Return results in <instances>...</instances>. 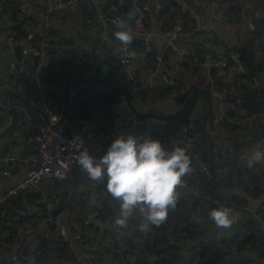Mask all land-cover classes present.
Segmentation results:
<instances>
[{
    "label": "crops",
    "instance_id": "0c3cea01",
    "mask_svg": "<svg viewBox=\"0 0 264 264\" xmlns=\"http://www.w3.org/2000/svg\"><path fill=\"white\" fill-rule=\"evenodd\" d=\"M1 1L0 11L2 8ZM18 1L28 4L27 15L24 18L21 19L20 15L19 17L16 16V18L10 14L9 10L12 11V9L7 10L5 14L0 13V37L11 33L16 37L22 38V42L13 54L0 42V93L5 96L4 107L0 106V150L4 148L2 156L15 158V162L9 163L8 168L0 161V199L4 197L7 189L21 180L27 170L31 168L30 160L35 156V146L32 137L37 127L44 123L45 120L39 112L35 111L39 105L30 96L31 92L27 80L30 72L36 67V60L31 56L30 48L37 45L43 31L47 28L64 34L68 41L61 47L50 51L52 54L50 60L52 61L47 67V72L50 74L47 76L49 79L42 75L39 77V82L48 93L52 94L50 102L57 104L61 112L62 89L67 83L71 84L69 91L74 92L75 97L70 98L68 96L67 113L60 124V129L63 134H75L89 126V123H86L87 120L97 123L101 127V131L94 134L91 146L95 155L102 156L110 143L117 138L112 135L111 138L107 136L109 126L106 120L103 117L100 119L96 118L93 110L88 109L91 102L95 99L94 95L103 89L102 81L106 74H109L110 78L108 79V86L124 89L135 110L148 113H151L152 106L140 104L136 94L140 89L154 85L159 89L168 88L161 77L165 76L166 80L173 79L177 81L187 94L193 89L199 88L201 81L211 78L217 92L225 98L233 97L250 103V105L242 106L240 109L227 104L226 109L234 119L242 121L255 115L251 124L244 121L247 123L244 128L243 125H240L239 129L230 132V134L220 126L215 129L209 126L212 142L217 143L221 150L224 148L223 144H226L228 148H234L236 144L242 145L240 160L244 162L246 157L253 151H264V136L255 140H251L250 137L255 126L264 128V116L253 114L256 111L254 106L259 99V97L255 98L253 95L256 85H260L261 92L264 93V67L259 75L253 78L255 83L252 82L247 87H241L240 81L237 80L239 74L220 68L209 70L206 67L211 60L218 58L222 54L229 52L238 56L237 51L246 45L250 32L247 18L254 9L253 0H238L242 16L238 17L237 20L228 18V13L226 17L224 10L227 8V4L225 2L221 3L220 0H183V7L177 5L179 0H163L176 7V10H173V14L178 11L184 15V18L182 20L176 18L178 20L175 21L173 20V14L169 12V15L165 14L163 21L159 22L157 16L145 15L144 19L147 22L143 21L142 31L150 35V45L153 51L156 53L163 52L164 54L162 64L158 65L159 71L153 78L151 71L156 64L153 57L145 54L141 46L136 43L131 44L130 64L124 68L118 63L115 56L116 39L114 33L118 28L110 25L91 26L84 21L89 9L99 12L108 11L114 6L113 3L119 7L125 6L126 13L130 15L132 14V9H130L131 7L128 8V4L131 5L132 0H78L72 6L55 10L49 15L45 13V8L46 6L54 7L56 0ZM139 2H142L141 5L147 4L149 13L154 10L152 0H139ZM12 6L10 5L9 8ZM257 8V22L264 28V0L258 3ZM130 23L132 24V21ZM178 23L184 28L200 29L197 36L193 38L179 37L175 40V44L178 47H185L202 43L206 50V55L202 61H198L201 64L194 66L190 56L180 60L174 52L164 49L166 42L164 33L173 26L178 25ZM81 35L87 36L91 40H87L86 37ZM93 47L94 51L92 50ZM252 49L257 53V56L262 55L261 53L264 50L263 36L253 41ZM94 52L103 62H106V64L101 65L97 76L95 72L98 61L93 56ZM13 55L22 66L21 71L17 74H12L8 70V65L12 61ZM78 61L87 62L86 73L78 74L76 72L74 65ZM126 71L131 72L133 77L130 78ZM93 76L94 78H92ZM86 78L91 81L86 82ZM46 83L53 87L45 86ZM103 94L106 95L107 93L104 92ZM118 96L119 94L114 93V97L109 100L108 106L111 112L118 115L128 113L132 115L126 102ZM108 98L107 96L106 99ZM162 99L146 98L144 101L160 102ZM211 99V110H213L216 100L213 97ZM23 100L28 102L30 106L24 104ZM31 108H34V110ZM201 108L202 103L198 101L190 113L192 120H194L193 122L199 116ZM160 110L163 111L164 107L160 106ZM141 119L144 124L146 120ZM153 127L162 133L170 130L172 125L169 122L164 124L154 123ZM131 131L121 129L120 134L124 137L134 134H139L138 136L143 138L150 137L145 132L137 131L131 133ZM175 134L178 133L172 134L170 138ZM196 136L201 137L198 132ZM163 139L156 138L160 142ZM218 154L214 155V159L217 162L230 161V164H232L238 161L236 158L223 154L222 151L220 152L221 159L218 160ZM198 162L199 160L191 159L193 171L183 178L185 184L196 183ZM230 164L217 167V169L228 167ZM254 165H257L256 168L264 172V163ZM5 170H8V175H4L3 172ZM53 182L57 183L54 184ZM53 182L40 186L33 193L25 192L13 200H6L3 204L2 207L6 212L4 210L5 215L0 216V264H132L136 263V261L139 263V260L143 261L140 259V254L139 258H137L127 251L128 245L119 239L120 235L118 233L120 230L113 227V221L111 219L108 220L109 217L107 215L101 222L91 216L92 210L99 207L100 202L107 204L109 209L108 216L113 212L118 214L119 211L118 201L113 199L115 201L113 202V200L107 199L101 194V189L98 185L99 181H90L81 168H76L64 180ZM233 188L234 186L224 189L221 193H227ZM258 188L260 189L258 196L245 192L252 199L257 200L264 194V184L258 185ZM57 190L60 195L56 194ZM30 194H32L31 199L29 198ZM263 202L259 203L257 208ZM77 203H79L78 206L76 205ZM244 203L245 201L238 205L241 206ZM178 205V221L182 222L184 217L190 222L205 225L208 230L206 238L211 233H219L226 240L234 237L236 233L248 232L253 235L255 242L250 246V250L240 254L232 253L225 258L222 264L231 260L249 261L248 264H258L255 260L261 257L264 258V242L259 232V223H257L252 213H242L233 210L234 221L229 228L225 229L217 227L213 221L209 220L208 210L203 214L196 212L190 199H184ZM56 210L55 216L62 218V221L67 219L69 229L79 230L81 235L85 236L88 247L94 254V260L89 261L82 257L80 244L77 241L71 238L58 240L54 228L44 222L45 215ZM82 213L86 215V223H91L90 219L95 220L93 229L89 228L87 231L82 229L80 223ZM25 220L26 222H24ZM139 223L140 217L136 214L130 221L129 227L124 229V231L127 230V234L126 232L125 234L130 236L133 244H136L138 239L146 234L139 229ZM170 223H172V226L168 225L169 227L165 230L167 245L162 246V248L166 250V247H175L176 251L174 254L176 259L173 264H187L190 260H194L205 237L196 235L188 243L178 244V242H174L172 237V230L175 227L173 224L176 223L175 219H172ZM64 227L66 228L65 225ZM133 235L136 239H132ZM38 239L43 240L47 246L44 258L37 257L34 250L31 249V244ZM106 244L113 246V254L106 252ZM115 245L117 248H115ZM138 252L140 253V251ZM145 257L146 261L144 264H148V261L150 262L152 259L149 255H145Z\"/></svg>",
    "mask_w": 264,
    "mask_h": 264
},
{
    "label": "built area",
    "instance_id": "2783aa9c",
    "mask_svg": "<svg viewBox=\"0 0 264 264\" xmlns=\"http://www.w3.org/2000/svg\"><path fill=\"white\" fill-rule=\"evenodd\" d=\"M78 0H56V5L54 7L46 6L45 13L51 14L55 10L64 9L72 6ZM138 0H132L131 2V9L133 12L136 13L133 23L131 24L129 21L123 19L121 13L118 12L119 6L111 7V10L108 11H93L89 9L87 11V16L85 17V23L91 26H102V25H110L112 27L117 28V24L121 21H124L128 27L131 29L134 39L132 42H137L142 47L145 54H149L153 57V60L156 66L151 71V76L157 75L159 68L158 65L162 64L163 61V52H154L150 43L151 37L149 34L142 31L143 28V21H146L145 15L149 16H156L159 9L161 8L160 0H152L154 10L149 13V8L147 4L139 6L137 3ZM258 0H253V11L249 14L247 18V24L250 30H254L256 28L255 20L258 17V8L257 3ZM183 0H179L177 5L183 7ZM228 6V5H227ZM19 15L23 17L27 14L28 11V4L25 2H20L18 5ZM238 16H242V12L238 13ZM200 32L199 28H193L189 31H184L182 29V25L178 23V25L173 26L167 32H165L164 37L166 38V42L164 44V49L167 51L174 52L180 60L184 59L187 56H190L192 59V63L194 66L197 64H201L198 62L199 60L202 61L206 55V50H204V46L202 43L196 45H189L185 47H178L175 44V40L179 37H195ZM264 37V36H263ZM68 41L67 37L58 32L54 31L50 28H47L43 31L38 43L36 46L30 48V53L33 59L36 61V67L30 72L27 84L30 88L31 98L37 102L40 109L45 114L44 123L40 124L37 127L36 132L33 134L32 140L35 146V156L33 159L30 160L31 168L27 170L24 177L10 186L4 197L0 199V216L5 215L4 210L1 209L3 204L9 200H13L17 198L20 194L28 192L33 193L35 192L40 186L45 185L51 181H61L64 180L74 169L80 168L77 163V157L82 151H87L93 157L97 159L101 156H97L92 152L91 146L92 141L94 138V134L99 133L101 131V127L97 123L90 122L89 120L86 123H89V126H86L85 130L80 131L79 133L75 134H63L60 129V124L62 123V113L59 110L57 104L51 103L52 94L47 92L39 82V77L42 76L45 72V67L48 65L52 54L50 53L51 50L54 48H59L63 44ZM0 42L10 50L13 54L15 53L18 45L22 42V38L16 37L13 34L9 33L0 37ZM131 42V44H132ZM116 43V60L118 63L126 68L130 64V52H131V44L128 46L127 49L123 48L120 43L115 40ZM194 54H197L198 57H195ZM194 56V57H193ZM202 59V60H201ZM87 62L81 61L76 66V72L78 74H84L87 70ZM206 67L209 70L212 69H224L230 72H234L235 74H245L246 67L244 64L238 59V56L234 53H225L215 58L209 62ZM22 66L19 60L15 58L13 55L12 61L8 65V70L12 74H17L21 71ZM126 74L133 77V74L129 71H126ZM163 81L166 83L168 87V94L166 97L169 98H179L182 95L185 97L188 95L185 93L184 88L181 84L177 81L171 79L166 80L165 76L161 77ZM255 80L252 79V82ZM255 83V82H254ZM200 89H205L209 93L211 97L216 100V104L214 105L213 110L210 111L208 124L210 128L215 129L219 127L221 124H226L229 126L232 125H244L248 123H252L253 117L247 118L246 120L240 121L239 119H234L230 114L229 111L226 109L227 104L233 105L236 109H240L242 106H248V103L245 100H240L237 98H225L222 94L217 92L216 86L213 83L211 78H208L206 81L200 82ZM260 85H256V89L253 92L255 98L259 97L264 101V93L261 92ZM138 94V92H137ZM136 94V95H137ZM68 96L70 98L75 97V93L72 91L68 92ZM138 98V96H137ZM5 101V96L0 93V106L4 107L3 103ZM92 105V106H91ZM88 109L93 110L94 115L96 118L100 119L104 117L106 114L105 107L100 109V101L98 99H94L90 107ZM257 115L264 116V110L257 113ZM194 120H192L191 115L184 123L181 124L179 128V133L177 136L169 137L166 140H162L161 144L166 150H173L174 147L180 146L183 147L186 152L192 156H198V149L196 148V141L199 137L196 136V133L192 136H189L188 133H192L194 128ZM143 125V120L139 117L132 116L129 114L120 115L118 119H114L112 124L109 126V132L114 137L121 136L120 132L121 129L123 130H133ZM127 137V136H126ZM182 137V138H180ZM223 149L213 142V152L215 154L220 153L221 151L223 154L236 158L238 161H243L241 159L240 152H234L232 148H228L226 144H223ZM0 161L4 164L6 168H8L9 163L15 162V158L11 156H2ZM199 165L197 166V172L199 175L203 177L205 182H212L217 180H224L225 173L227 172L228 167H222L218 169L215 173L212 172L209 168V164L204 161H199ZM4 175H8V170H5ZM217 173V174H216ZM217 176L216 179L214 177ZM106 184V178L104 180L99 181L98 185L102 186ZM184 193L189 194L192 196L198 203L195 207V211L199 213H204L206 210L210 211L213 208H219L224 206V201L221 200L218 196H210L207 193L200 191L198 188L193 189L192 191L188 192L185 191ZM57 195H60V192L56 191ZM229 197H234V201L237 202L238 199L236 196L230 195L228 192L225 193ZM242 201V200H241ZM258 208L263 209L262 205ZM233 210L242 213H250L249 206L245 202L241 206L234 207ZM257 209L252 213L257 223H259V232L262 236L264 242V219L260 215L256 214ZM44 222L54 228L56 231L57 239L64 240L66 238V228L64 227L62 218L50 214L45 215ZM92 217L97 216V210H92L91 212ZM26 222V220L24 221ZM113 227L114 223H112ZM116 228V227H115ZM71 239L77 241L80 244L81 254L82 257L86 260H94V254L90 251L88 244L84 243V238L81 237V233L79 230L74 229V232L69 229ZM126 231H120L118 235H120L119 239L128 241ZM248 234V232H246ZM209 240L211 242H219L223 236L219 233H211L208 234ZM192 238H190L189 234L185 232H181L180 237L178 238V244L188 243ZM31 249L34 250L37 257L44 258L46 255L47 246L43 240L38 239L31 244ZM105 249L108 253L113 254L114 248L111 244H106ZM250 250V246L240 249L235 254L244 253ZM11 256V254H9ZM195 260V258H194ZM242 261V260H241ZM258 264H264V258H257L255 260ZM249 261L243 262V264H248ZM133 264V263H132Z\"/></svg>",
    "mask_w": 264,
    "mask_h": 264
},
{
    "label": "trees",
    "instance_id": "16d2710c",
    "mask_svg": "<svg viewBox=\"0 0 264 264\" xmlns=\"http://www.w3.org/2000/svg\"><path fill=\"white\" fill-rule=\"evenodd\" d=\"M145 1V0H144ZM221 3H226L228 6L227 8H225V14L227 17V13H228V18L230 17L231 19H238V13L240 11V4L238 0H220ZM261 0H258L256 5L258 7V3ZM19 1L18 0H2L1 1V11L0 13H7V10L10 11V14H12L14 17L18 16L19 17V11H18V5H19ZM161 3V8L159 9L158 13H157V17L159 18V22L163 21V16L165 14L169 15V12H171L173 14V10H176V7L173 5L171 6L170 4H168L167 2L160 0ZM142 2H139L138 0V5L141 6ZM10 5H13L11 8H9ZM114 6H117L116 4L113 3ZM131 5L128 4V8H130ZM121 6L118 9V12L121 13L120 11ZM131 9V8H130ZM132 11V15L133 17H135L136 13ZM27 15V14H26ZM26 15H24L23 17H20L21 19L24 18ZM17 18V17H16ZM183 19L184 15L179 13L178 11H176L173 14V20H178V19ZM240 18V17H239ZM134 19H131L132 23H133ZM130 21V22H131ZM181 22V21H180ZM255 25L256 28L254 30H250L249 34H248V42L246 43V45L242 48H240L237 53H238V58L241 62H243L244 66L246 67L247 71L245 74H239L237 76V80L240 81L241 83V87L242 86H250V83H252V79L257 77L259 75V73L263 70L264 67V50L262 51V55L257 56V53L253 51L252 49V45H253V41L264 36V28L261 24H259L257 22V19L255 20ZM182 29L184 31H189L192 28H184L182 26ZM135 42H132V45ZM137 45L140 46L139 43L136 42ZM200 44V43H198ZM205 50V49H204ZM195 57H198L197 54H194ZM194 57V56H193ZM191 58V57H190ZM203 59V58H202ZM201 59V60H202ZM52 60H50L48 62V64H50ZM75 61V60H74ZM73 61V62H74ZM81 61H78L74 67H76L78 65V63H80ZM72 63V62H71ZM47 67L48 65L45 67V72L43 74V77L49 79L47 76H49V72H47ZM168 89L167 88H163V89H159L156 88V86H152V87H145L142 88L138 91V99L140 100H145L146 98H152V99H161V98H165L166 94H168ZM186 93V91H185ZM109 97L108 99H106V97ZM114 97V93H107L105 94H95L94 98L98 99L100 101V109H103V106L105 107V109H103L104 111H106V114L104 115V119L106 120L108 126H110L112 124V122L114 121V119H118L120 117V115L112 113L111 109L108 106L109 100L111 98ZM186 97L185 95L180 96L179 98H176V102L177 104H182L185 101ZM181 102V103H179ZM257 103L255 104V112L253 114H257L261 111L264 110V101L262 99H258L256 101ZM253 121V120H252ZM246 126V124L243 125V128ZM220 127L226 131L227 133L230 134V132L232 131H236L237 129L240 128V125H226V124H221ZM103 131V130H102ZM195 133H197L196 130H194L192 133H188L189 136L194 135ZM111 133L108 131L107 136H109L111 138ZM139 134H134L133 136L135 137H139ZM113 136V135H112ZM173 136H177V134L173 135ZM172 136V137H173ZM179 136V135H178ZM177 136V137H178ZM264 136V128H260L255 126L252 129V134H251V140H255L257 138L263 137ZM182 138V137H180ZM196 141V148L198 149V156L192 157L189 155V157H191V159L196 161H204L207 162V157H206V141L204 137H199ZM234 152H240L243 147L240 144H236L234 146V148L232 147ZM217 159L220 160V153L217 155ZM257 165H253V167L249 168L246 164V162L244 161H236L233 162L232 164H230L228 166V170L225 173V178L224 180H217V176L214 177V179H216V181H212V182H205L203 180V177L201 175H199V173L197 172V179H196V183H192L190 185L189 184H185V187H182L179 189L180 192V199L177 202L176 206L174 209L169 210L168 213V217L167 219L160 225L158 226H151L150 230L148 232H146L145 236L142 238H139L138 241L136 242V244H133L131 241L130 236H126L128 241H124L126 243L127 246V251H129L131 253V255H135V257L139 258V254H140V259H142L143 261H140L139 259V263L136 261V263L133 264H144L145 263V255H149L151 257V264H173V261L176 259V255L174 254V252L176 251L175 247H166V250L162 248V246L167 245V239H166V235H165V230L166 228H168L169 226H172V223H170V221L172 219H175V227L172 230V237L174 239V242L178 241V238L180 237L181 232H185L187 234H189L190 238H193L196 235L205 237L206 234L208 233L207 227H205V225H199V223L197 222H190L187 219H185L183 217V221L180 222L178 221L177 218V214H178V203L183 201L184 199H190L191 204L193 206V208L196 207L197 205V201L190 196L187 193H184L185 191H192L195 188H198L200 191L209 194L210 196L214 197V196H218L221 200L224 201V206L230 207L232 209H234V207L236 208L237 206H239L238 204L243 203V201L238 200L237 202L234 201V197H229L228 195H226L225 193H221L224 189H229L232 188V186H234L235 184H237L239 187H241L244 191H246L248 194L254 195V196H258L260 194V189L258 188V185H263L264 184V172H261L258 168H256ZM209 168L212 172H216L218 171L217 167L216 168H212L209 165ZM217 174V173H216ZM54 181V180H53ZM51 181V182H53ZM54 184H56L57 182H53ZM99 188L101 189V194H103L107 199H111L113 200V198H111L107 192H106V188H105V184L102 186H99ZM29 198H32V194L29 195ZM61 199V198H60ZM113 202H115L113 200ZM77 206L79 205V203L76 204ZM99 207H96L95 210H97V216L95 217L96 220H98L99 222L104 220V217L107 215L108 220H112L114 221V217L117 215V213H112L111 215L108 216V206L106 203L104 202H100V204L98 205ZM76 207V206H75ZM263 209L257 208V215H260L261 217H263L264 219V202L262 204ZM2 210H5L3 207H1ZM6 212V210H5ZM4 212V214H5ZM79 215V213H77ZM179 216V215H178ZM80 223L82 225V229H84V231L87 229H93V222H87L86 223V215L84 213H82V217L80 218ZM85 224V225H84ZM169 225V226H168ZM209 227V226H208ZM120 231H124V229H119ZM72 232H74V228L71 229ZM126 231V230H125ZM88 234H90V232H88ZM114 236V235H113ZM112 236V237H113ZM82 238H84V243L88 244L87 241L85 240V236L83 237V234L81 235ZM114 238V237H113ZM136 239L133 235L132 239ZM255 242V239L253 237V235L251 234H247L245 232L243 233H236L234 235V237L230 238L229 240H226L225 238H222L219 242H211L209 240V237L207 236V238L205 237L204 242L202 243L199 252H197L195 260H190L187 264H222L224 263L225 258H227L229 255H231L232 253H237L240 249L245 248L247 246H251L252 243ZM115 248H117V246L115 245ZM140 251V253L138 252ZM107 252V251H106ZM108 253V252H107ZM148 261V264L150 263ZM225 264H243V261H228Z\"/></svg>",
    "mask_w": 264,
    "mask_h": 264
},
{
    "label": "clouds",
    "instance_id": "9594fccd",
    "mask_svg": "<svg viewBox=\"0 0 264 264\" xmlns=\"http://www.w3.org/2000/svg\"><path fill=\"white\" fill-rule=\"evenodd\" d=\"M117 28L115 39L127 49L134 39L132 31L124 21ZM245 162L249 168L264 163V151H253ZM77 163L90 181L106 178L107 194L119 202L114 226L127 229L138 214V227L145 233L167 219L169 210L180 199L179 189L185 187L183 178L193 171L183 147L176 146L169 151L159 140L133 135L114 139L98 159L82 151ZM208 215L217 227L225 229L234 221L233 209L227 206L213 208Z\"/></svg>",
    "mask_w": 264,
    "mask_h": 264
},
{
    "label": "water",
    "instance_id": "95a60500",
    "mask_svg": "<svg viewBox=\"0 0 264 264\" xmlns=\"http://www.w3.org/2000/svg\"><path fill=\"white\" fill-rule=\"evenodd\" d=\"M120 11H121V15H122L124 20L129 21L133 18L132 14L128 15L126 13V7L125 6H122ZM81 36L86 37L87 40H91V38L89 39L87 36H84V35H81ZM92 50L94 51V47L92 48ZM93 56L98 61V65L96 66V72H95V75L97 76L99 74L101 65L106 64V62H103L100 59V57H98L95 54V52L93 53ZM92 78H94V76ZM86 79H87V80H85L86 82L91 81V80H89V78H86ZM108 79H110L109 74H106L103 77V81H102L103 89L101 91H99L97 94L101 95L104 92L119 94L118 97L123 99L126 102V104L128 105V109L130 111V114L146 120V122L142 126L136 128V129H133L131 131V133H135L137 131L145 132L150 136V138L155 139V140L158 137L165 139V138L170 137L174 133H179V128H180L181 124L184 123L186 120H188V118L190 117L191 111L196 106V103L198 101H200L202 103V108L200 109L199 116L196 118V120L194 122V126H195L196 131L206 139V142H207V152H206L207 162L209 163V165L212 168L221 167L223 165H228L231 163L230 161L217 162L214 159L215 153L212 150L213 142H212V137L209 133V124H208V119H209V115H210V111H211V107H212V99H211V96L209 95V93L207 92V90L200 89V88L193 89L192 91H190L188 93V95L186 96V100L182 104H177V102L175 100L176 98H169L166 96L160 102H153V101L147 102L144 100H143V102H141L142 100L139 99L140 101H138V102H140V104H142L143 106L144 105H146V106L151 105L152 111H151V113H148L145 111L137 112L135 110L134 106L132 105L131 101L129 100L126 91L122 88L108 86ZM70 85H71L70 83H67L62 89V92H63L62 112H61L62 113V119L65 117V114L67 113L66 111L68 108V92L70 90V88H69ZM45 86H49L50 88L53 87L49 83H46ZM23 102L27 106L29 105L28 102H26L25 100H23ZM160 106L164 107L163 111L160 110ZM38 108H36L35 111L39 112L45 119V114L43 113V111L40 108L39 109ZM31 109L34 110V108H31ZM166 122H169L172 125L171 129L168 130L167 132L160 133L156 130V128L153 127L154 123L164 124ZM3 152H4V148H1L0 157L2 156ZM228 193L232 196H236L240 200L245 201L249 206L250 213H253L255 211V209L257 208V205L259 203H261L262 201H264V194L257 200L252 199V197H250L245 191H243L237 184H235L234 188L231 191H229ZM38 206H41V205H38ZM56 213H57V210L54 212H50V214H52V215H56ZM90 220L93 223L95 222L94 219H90ZM209 220H211V218H209ZM63 224L66 226V240L70 239L71 235L69 232V226L67 224V219L63 220Z\"/></svg>",
    "mask_w": 264,
    "mask_h": 264
}]
</instances>
